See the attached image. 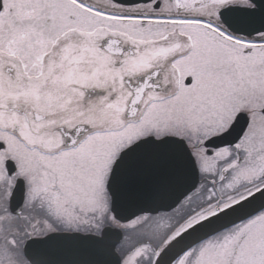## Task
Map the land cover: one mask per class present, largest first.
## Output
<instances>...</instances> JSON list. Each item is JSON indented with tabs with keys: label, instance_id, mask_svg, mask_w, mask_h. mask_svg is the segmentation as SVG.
<instances>
[{
	"label": "snow or ice",
	"instance_id": "6c2138e0",
	"mask_svg": "<svg viewBox=\"0 0 264 264\" xmlns=\"http://www.w3.org/2000/svg\"><path fill=\"white\" fill-rule=\"evenodd\" d=\"M0 264H264V0H0Z\"/></svg>",
	"mask_w": 264,
	"mask_h": 264
}]
</instances>
